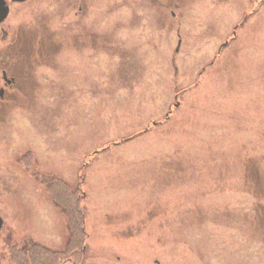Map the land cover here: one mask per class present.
Listing matches in <instances>:
<instances>
[{
  "label": "rangeland",
  "instance_id": "rangeland-1",
  "mask_svg": "<svg viewBox=\"0 0 264 264\" xmlns=\"http://www.w3.org/2000/svg\"><path fill=\"white\" fill-rule=\"evenodd\" d=\"M82 1L91 65L86 53L75 65L67 48L72 73H58L62 86L52 90L60 98L0 107L6 153L34 149L31 173L38 167L73 188L83 178L86 256L65 264H264V0H174L173 31L166 0ZM74 2L8 0L0 27L30 33L45 21L57 30L55 14ZM235 23L237 38L216 55ZM24 109L47 114L45 133L16 124ZM5 155L0 264L26 244L63 250L67 213L45 180L34 183Z\"/></svg>",
  "mask_w": 264,
  "mask_h": 264
},
{
  "label": "flooded vegetation",
  "instance_id": "flooded-vegetation-1",
  "mask_svg": "<svg viewBox=\"0 0 264 264\" xmlns=\"http://www.w3.org/2000/svg\"><path fill=\"white\" fill-rule=\"evenodd\" d=\"M9 7V14L3 20L0 21V26H3L4 23L9 19L11 12V7ZM31 0H12V2H17L23 4ZM175 2L174 0H166L161 2L162 9L166 12L171 13V18H167V24L171 31L177 26L175 21L177 12L172 10ZM177 6V5H176ZM67 11L64 13H56L55 19L58 17L56 26L50 27L45 21L37 24L36 28H30V33L23 31L25 29L19 24L15 29L0 27L3 31L0 33V107L1 108H11V107H20L14 106V104H39V103H49L54 102L53 100L60 98V95H54L57 88L62 86L61 80L58 76V73L61 71L68 73L66 70L67 67L70 68V73H72L71 64H67L62 60V53H65L68 49L72 50V58L74 59V64H78V59L83 56L82 53L88 55L86 59L89 60V65H91V57H93V51L95 50V38L92 28V21L90 17V8L87 2L82 0H75L74 3L67 4ZM253 11V8L251 9ZM247 17V15H246ZM48 19H51L49 17ZM246 22V21H245ZM245 22H240L242 26ZM28 24V23H27ZM238 24L235 23L233 26L232 34H227L223 41H221L218 49L216 50V55L222 53L223 49H228L232 42L238 36ZM64 32V36H62ZM180 32V31H179ZM183 42V39H179L178 46L175 49L177 52L180 50V45ZM68 48V49H67ZM218 53V54H217ZM68 60V58L66 57ZM69 61V60H68ZM214 61H209L206 65L201 67V75L207 67L212 66ZM61 65V66H60ZM75 74H78L77 71ZM77 76V75H76ZM78 78V76L76 77ZM91 79V78H90ZM50 90V95H43V89L48 92ZM55 90V91H52ZM23 106V105H22ZM39 109V106H37ZM19 109V108H18ZM25 110L24 115L17 114V117H14L16 124L22 122L26 123L28 130L31 132L38 131L45 133L41 129L43 125L46 127L47 114L39 116L38 113L33 111ZM156 125L157 121H153ZM4 124H9V117L7 116V121ZM3 142V141H2ZM2 142H0V151H4L6 154L4 159L8 160L10 163L13 162L22 167V169L30 173V179L34 183L38 184V180H44V171L40 168H33L34 171L29 167V165L37 166L39 162L38 157L36 159L34 149H28L23 153L10 152L6 153V147L4 149ZM31 161V162H30ZM223 163H219L222 165ZM193 165V164H191ZM219 165L215 163L212 166L214 170ZM184 165H178L177 172L176 170L171 171V177H174V173H180V167ZM195 166V165H193ZM196 167V166H195ZM191 170L193 169L190 167ZM169 173V172H167ZM253 182V179H257V175L252 173V175L246 177ZM41 190V189H40ZM1 214V212H0ZM2 216V214H1ZM3 217V216H2ZM4 219V217H3Z\"/></svg>",
  "mask_w": 264,
  "mask_h": 264
},
{
  "label": "trees",
  "instance_id": "trees-1",
  "mask_svg": "<svg viewBox=\"0 0 264 264\" xmlns=\"http://www.w3.org/2000/svg\"><path fill=\"white\" fill-rule=\"evenodd\" d=\"M48 192L54 201L68 215L70 237L63 250H52L42 244L33 243L23 247H13L9 252L10 264H65L69 260L82 263L86 256V214L83 201L82 182L73 188L61 178L55 176L45 179Z\"/></svg>",
  "mask_w": 264,
  "mask_h": 264
},
{
  "label": "water",
  "instance_id": "water-1",
  "mask_svg": "<svg viewBox=\"0 0 264 264\" xmlns=\"http://www.w3.org/2000/svg\"><path fill=\"white\" fill-rule=\"evenodd\" d=\"M9 12V8L6 6L5 0H0V21L3 20ZM3 218L0 216V234H1V228L3 226Z\"/></svg>",
  "mask_w": 264,
  "mask_h": 264
}]
</instances>
